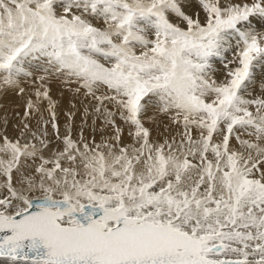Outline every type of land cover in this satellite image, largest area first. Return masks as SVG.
I'll return each instance as SVG.
<instances>
[{
    "label": "snow or ice",
    "instance_id": "6c2138e0",
    "mask_svg": "<svg viewBox=\"0 0 264 264\" xmlns=\"http://www.w3.org/2000/svg\"><path fill=\"white\" fill-rule=\"evenodd\" d=\"M10 94L7 264H264V0H0Z\"/></svg>",
    "mask_w": 264,
    "mask_h": 264
},
{
    "label": "bare ground",
    "instance_id": "6f19581e",
    "mask_svg": "<svg viewBox=\"0 0 264 264\" xmlns=\"http://www.w3.org/2000/svg\"><path fill=\"white\" fill-rule=\"evenodd\" d=\"M257 27H259V25H256ZM53 84H55V83H53ZM57 84V83H56ZM59 87V86H58ZM52 94L55 96V97H57V96H60L61 98H62V101H61V106H60V104H59V106H58V110H59V114L61 115V122L63 121L64 122V118H63V111H65V110H67V109H69L70 108V103H69V101H70V99H71V96H70V94L69 93H67V92H64V94L61 96V94H60V91H57V90H52ZM54 98V97H53ZM55 99V98H54ZM17 100V101H16ZM3 101H4V98H2V99H0V105H3ZM7 102L8 103H10V104H13V105H15V104H19L20 106H4V109H7V110H9V111H11V110H13V109H15V110H17V111H20V110H22V100L20 99V98H18V97H14V95H11L10 94V97H9V99L7 100ZM9 104V105H10ZM3 115V111L2 110H0V116H2ZM77 122H79V119L77 120ZM61 129H63V125H61ZM9 134L10 135H13L14 133L12 132V126H11V124L9 125ZM53 147H55V144H53ZM0 262H2L1 264H3V262L4 263H7V260H6V258H0Z\"/></svg>",
    "mask_w": 264,
    "mask_h": 264
},
{
    "label": "rangeland",
    "instance_id": "374dc122",
    "mask_svg": "<svg viewBox=\"0 0 264 264\" xmlns=\"http://www.w3.org/2000/svg\"><path fill=\"white\" fill-rule=\"evenodd\" d=\"M59 85L58 84H52V90L54 91V90H57V91H60V87H58ZM53 95V94H52ZM9 97H10V95H8V96H6V97H4V101H3V105L4 106H20L19 104H15V105H13V104H10V103H8L7 102V100L9 99ZM14 97H16V96H14ZM53 97L55 98V99H57L58 101H59V104L61 103V101H62V98L60 97V96H57V97H55L54 95H53ZM17 101V100H16ZM10 104V105H9ZM60 106H61V104H60ZM60 119H61V115H60ZM78 120V119H77ZM78 123V122H77ZM61 125H63V121L61 122ZM2 262H0V264H1ZM3 264H7V263H4L3 262Z\"/></svg>",
    "mask_w": 264,
    "mask_h": 264
}]
</instances>
